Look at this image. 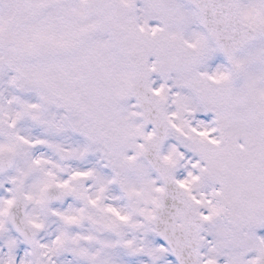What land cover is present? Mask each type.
Returning <instances> with one entry per match:
<instances>
[{
	"label": "snow or ice",
	"instance_id": "obj_1",
	"mask_svg": "<svg viewBox=\"0 0 264 264\" xmlns=\"http://www.w3.org/2000/svg\"><path fill=\"white\" fill-rule=\"evenodd\" d=\"M0 264H264V0H0Z\"/></svg>",
	"mask_w": 264,
	"mask_h": 264
}]
</instances>
